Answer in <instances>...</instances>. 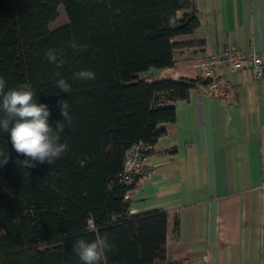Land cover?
Returning <instances> with one entry per match:
<instances>
[{
  "label": "trees",
  "instance_id": "1",
  "mask_svg": "<svg viewBox=\"0 0 264 264\" xmlns=\"http://www.w3.org/2000/svg\"><path fill=\"white\" fill-rule=\"evenodd\" d=\"M58 6L66 22L48 29ZM197 26L195 0H0L6 90L30 84L52 121L60 119L57 101L68 99L74 118L61 135L69 151L51 167L20 169L15 161L25 157L0 132V150L11 157L0 167V264H82L72 247L96 239L87 229L91 217L112 248L108 264H169L167 212L128 213L124 197L136 181L120 175L130 146L151 147L174 121V103L206 83L199 75L175 81L146 75L173 67L181 48L202 44L183 38ZM70 41L87 51H74ZM49 49L63 53L62 67L47 61ZM82 70L96 79H73ZM61 78L71 93L56 86Z\"/></svg>",
  "mask_w": 264,
  "mask_h": 264
},
{
  "label": "crops",
  "instance_id": "2",
  "mask_svg": "<svg viewBox=\"0 0 264 264\" xmlns=\"http://www.w3.org/2000/svg\"><path fill=\"white\" fill-rule=\"evenodd\" d=\"M198 26L183 38L174 66L146 73L194 79L202 56L235 50L264 54V0H195ZM223 92L195 89L174 103V121L150 147V173L124 198L128 213L167 212L169 264H264V77L239 69L211 70ZM176 225V232L173 228Z\"/></svg>",
  "mask_w": 264,
  "mask_h": 264
},
{
  "label": "clouds",
  "instance_id": "3",
  "mask_svg": "<svg viewBox=\"0 0 264 264\" xmlns=\"http://www.w3.org/2000/svg\"><path fill=\"white\" fill-rule=\"evenodd\" d=\"M174 19L169 17V24ZM68 47L76 52L87 51V45L70 41ZM47 61L62 67L65 63L63 53L57 49H49L45 53ZM59 75V73H57ZM73 79L92 81L96 79L93 71L82 70L74 73ZM56 86L64 94L72 92V87L61 78ZM60 119L52 121V112L47 104L38 103L32 86L28 83L18 88L6 90V81L0 77V132L7 133L12 149L25 157L15 163L22 170L32 169L39 164H48L50 167L61 159L68 151L67 141L61 142V135L66 127L71 128L74 118L68 99L57 101ZM11 157L9 152L0 150V167L6 166ZM25 175H29L24 171ZM89 232L97 233L96 239L88 241L76 240L72 250L79 257L82 264H108L107 253L112 250L106 236L99 235L94 217L87 220Z\"/></svg>",
  "mask_w": 264,
  "mask_h": 264
},
{
  "label": "built area",
  "instance_id": "4",
  "mask_svg": "<svg viewBox=\"0 0 264 264\" xmlns=\"http://www.w3.org/2000/svg\"><path fill=\"white\" fill-rule=\"evenodd\" d=\"M245 63L249 66L254 79L264 77V54L259 56L253 52L248 53L245 57L235 50H225L218 54H209L202 56L196 63L198 74L204 80H207L203 86L199 87L200 93L208 97L219 98L223 95L218 84L211 79V70L216 67H230L239 69ZM150 146L141 143H135L126 151L120 180L128 182L135 179L136 183L146 177L150 171L142 170V163L146 158L144 154Z\"/></svg>",
  "mask_w": 264,
  "mask_h": 264
},
{
  "label": "rangeland",
  "instance_id": "5",
  "mask_svg": "<svg viewBox=\"0 0 264 264\" xmlns=\"http://www.w3.org/2000/svg\"><path fill=\"white\" fill-rule=\"evenodd\" d=\"M66 19L65 16L63 14V11L61 9V6H58L56 8V17L54 18V20L52 22H50L47 26L48 29H54L57 28L63 24H65Z\"/></svg>",
  "mask_w": 264,
  "mask_h": 264
}]
</instances>
